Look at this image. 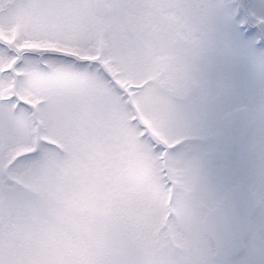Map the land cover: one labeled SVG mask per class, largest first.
<instances>
[{
  "label": "snow or ice",
  "instance_id": "snow-or-ice-1",
  "mask_svg": "<svg viewBox=\"0 0 264 264\" xmlns=\"http://www.w3.org/2000/svg\"><path fill=\"white\" fill-rule=\"evenodd\" d=\"M0 264H264V0H0Z\"/></svg>",
  "mask_w": 264,
  "mask_h": 264
}]
</instances>
